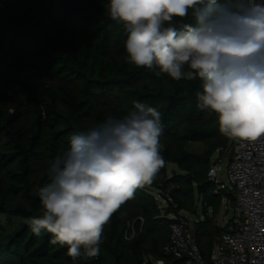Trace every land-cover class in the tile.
<instances>
[{"label": "trees", "instance_id": "16d2710c", "mask_svg": "<svg viewBox=\"0 0 264 264\" xmlns=\"http://www.w3.org/2000/svg\"><path fill=\"white\" fill-rule=\"evenodd\" d=\"M107 3L0 0V264H144L145 256L173 264L178 258L164 248L179 210L199 216L195 237L210 260L227 230L215 217L224 203L236 207L237 190L216 192L210 170L217 153L230 159L235 139L198 107L201 80L157 77L158 69L126 61L129 33L108 16ZM134 101L161 113L165 167L112 215L99 256L73 259L67 245L37 236L28 223L42 215L48 162L70 148L72 134L136 111ZM197 143L202 150L191 149ZM156 194H171L178 208Z\"/></svg>", "mask_w": 264, "mask_h": 264}, {"label": "clouds", "instance_id": "9594fccd", "mask_svg": "<svg viewBox=\"0 0 264 264\" xmlns=\"http://www.w3.org/2000/svg\"><path fill=\"white\" fill-rule=\"evenodd\" d=\"M105 7L129 33L128 63L175 81L198 78V107L217 115L221 134L264 137V0H108ZM133 105L72 134L70 148L48 162L42 215L28 223L37 236L67 245L73 259L99 256L112 215L165 167L161 113Z\"/></svg>", "mask_w": 264, "mask_h": 264}, {"label": "built area", "instance_id": "2783aa9c", "mask_svg": "<svg viewBox=\"0 0 264 264\" xmlns=\"http://www.w3.org/2000/svg\"><path fill=\"white\" fill-rule=\"evenodd\" d=\"M213 164L210 176L217 183L216 192L235 187L237 203L227 230L216 240L207 260L196 240L195 225L179 210L172 215L169 242L165 252L178 258L173 264H264V137L256 142L235 139L227 163L228 181L218 174ZM164 205L178 208L171 194L162 199ZM144 264H167L164 259L144 257Z\"/></svg>", "mask_w": 264, "mask_h": 264}, {"label": "rangeland", "instance_id": "374dc122", "mask_svg": "<svg viewBox=\"0 0 264 264\" xmlns=\"http://www.w3.org/2000/svg\"><path fill=\"white\" fill-rule=\"evenodd\" d=\"M191 149H194L196 151H200V150H202V145L200 143H197L194 145V147H191ZM227 157H228V155L223 159H219V154L217 153L214 157V160L218 159L217 160V166L219 168L218 174L221 177V179L224 182H226L228 185H231V183L228 181V173H227L228 158ZM170 168L172 169V167H170ZM159 199L162 200L161 197H159ZM198 203H199L198 204V211L200 214H202V205L200 204L201 201L198 200ZM184 214L194 223V225H195L196 220L199 219V216L194 212L184 210ZM233 214H234V208L228 206L227 203H224L220 213L215 217V219L219 222V224L224 226L232 218Z\"/></svg>", "mask_w": 264, "mask_h": 264}]
</instances>
